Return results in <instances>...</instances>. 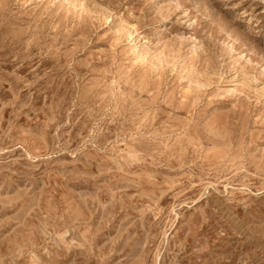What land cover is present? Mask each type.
<instances>
[{"label": "rangeland", "instance_id": "rangeland-1", "mask_svg": "<svg viewBox=\"0 0 264 264\" xmlns=\"http://www.w3.org/2000/svg\"><path fill=\"white\" fill-rule=\"evenodd\" d=\"M0 264H264V0H0Z\"/></svg>", "mask_w": 264, "mask_h": 264}]
</instances>
